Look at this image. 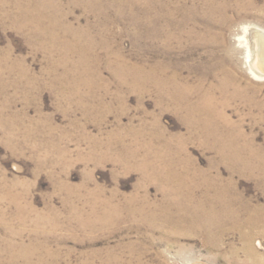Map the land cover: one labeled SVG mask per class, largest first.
I'll list each match as a JSON object with an SVG mask.
<instances>
[{
	"label": "rangeland",
	"instance_id": "374dc122",
	"mask_svg": "<svg viewBox=\"0 0 264 264\" xmlns=\"http://www.w3.org/2000/svg\"><path fill=\"white\" fill-rule=\"evenodd\" d=\"M263 44L264 0H0V264H255Z\"/></svg>",
	"mask_w": 264,
	"mask_h": 264
},
{
	"label": "bare ground",
	"instance_id": "6f19581e",
	"mask_svg": "<svg viewBox=\"0 0 264 264\" xmlns=\"http://www.w3.org/2000/svg\"><path fill=\"white\" fill-rule=\"evenodd\" d=\"M254 38V37H253ZM251 39V37H250ZM252 41V40H251ZM256 42V41H255ZM257 43V42H256ZM252 45V44H251ZM256 48V46H255ZM259 48V47H258ZM254 50V49H253ZM252 52V51H251ZM256 56L258 53H260V57L262 59V61L264 62V44L261 47V51L260 52H255ZM254 53V54H255ZM253 55V53H252ZM251 55V57H252ZM254 60V59H253ZM256 60V59H255ZM254 60V61H255ZM252 61V60H251ZM250 61V62H251ZM263 65V64H262ZM255 67V66H254ZM256 68V67H255ZM261 68V67H260ZM263 68V67H262ZM136 160V159H135ZM173 183V182H172ZM154 203V202H153ZM219 203V202H218ZM109 206V205H108ZM108 209V208H107ZM196 221V220H195ZM244 227L245 225H233L234 229H237L241 234H243V236L246 238V243L244 246V251L251 257V259L253 260V262L255 264H264V257L261 256L260 254V249L262 248V242L258 241L256 243V245L253 244V242L251 241L254 236H255V230L257 228H263L264 230V220H249L247 223V227L251 229V231L249 230L248 232H244ZM245 240V239H244Z\"/></svg>",
	"mask_w": 264,
	"mask_h": 264
}]
</instances>
